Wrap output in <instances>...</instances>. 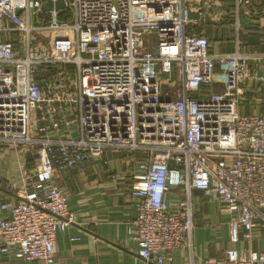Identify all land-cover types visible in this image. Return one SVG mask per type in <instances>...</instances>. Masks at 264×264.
<instances>
[{"label": "built area", "instance_id": "2783aa9c", "mask_svg": "<svg viewBox=\"0 0 264 264\" xmlns=\"http://www.w3.org/2000/svg\"><path fill=\"white\" fill-rule=\"evenodd\" d=\"M46 1L0 0V145L30 153L35 167L21 199L1 204L0 252L52 264L56 233L73 222L57 174L96 159L108 167L111 153L132 172L130 232L145 263L190 246L192 189L232 215V242L249 240L264 226V115L237 104L264 53H211L200 26L224 16L222 3ZM234 1L236 13L252 3ZM169 192L180 196L168 203ZM208 264H264V251L227 249Z\"/></svg>", "mask_w": 264, "mask_h": 264}, {"label": "crops", "instance_id": "0c3cea01", "mask_svg": "<svg viewBox=\"0 0 264 264\" xmlns=\"http://www.w3.org/2000/svg\"><path fill=\"white\" fill-rule=\"evenodd\" d=\"M219 1L224 16L214 20L207 17L200 26L209 38L211 53H233L237 47L245 53H264V8L250 3L236 13L235 1L230 7ZM250 70L252 77L241 85L237 110L241 114L264 115V60L250 62ZM217 77L214 89L221 90L223 79ZM71 132L76 135L77 125L71 127ZM109 157L108 167L96 159L82 169L57 174L56 184L66 194L73 222L56 233L52 264H147L137 256L138 245L130 232L137 213L136 200L129 195L132 172L124 154L111 153ZM34 168L30 153L0 145V220L9 216L1 204L11 205L21 199L16 191L25 185L24 175L31 174ZM112 172L118 179H111ZM179 196L169 192L166 200L172 203ZM190 200L193 217L190 246L174 251L173 261L166 264H208L210 259L223 258L227 249L239 253L264 251V226L257 225L249 240L232 242V215L224 206L197 189L191 190ZM0 264L44 263L19 260L13 254L0 252Z\"/></svg>", "mask_w": 264, "mask_h": 264}, {"label": "water", "instance_id": "95a60500", "mask_svg": "<svg viewBox=\"0 0 264 264\" xmlns=\"http://www.w3.org/2000/svg\"><path fill=\"white\" fill-rule=\"evenodd\" d=\"M251 2L254 4V5H257V6H262L264 5V0H251ZM60 7H63V2L61 0L55 2V3H52L50 0H47L44 4V9L45 10H50L52 8L54 9H58ZM18 12V11H17Z\"/></svg>", "mask_w": 264, "mask_h": 264}, {"label": "rangeland", "instance_id": "374dc122", "mask_svg": "<svg viewBox=\"0 0 264 264\" xmlns=\"http://www.w3.org/2000/svg\"><path fill=\"white\" fill-rule=\"evenodd\" d=\"M234 1V0H233ZM221 2H223V3H227V2H225V1H222L221 0ZM185 3L187 4V5H191L192 4V0H185ZM228 4V3H227ZM59 17H61V18H63L64 20H67V21H69L70 19H71V16H72V12L70 11V10H68V9H65V11H63V12H59ZM215 53V52H214ZM219 53V52H218ZM218 53H215V54H218ZM217 73L219 74V75H222L223 74V71H222V69H220V68H218L217 70Z\"/></svg>", "mask_w": 264, "mask_h": 264}, {"label": "trees", "instance_id": "16d2710c", "mask_svg": "<svg viewBox=\"0 0 264 264\" xmlns=\"http://www.w3.org/2000/svg\"><path fill=\"white\" fill-rule=\"evenodd\" d=\"M222 1H225V2H227L228 3V6L230 7V3H232V0H222ZM227 3H226V5H227ZM207 37V39H208V43H209V38H208V36H206ZM210 47V46H209Z\"/></svg>", "mask_w": 264, "mask_h": 264}]
</instances>
